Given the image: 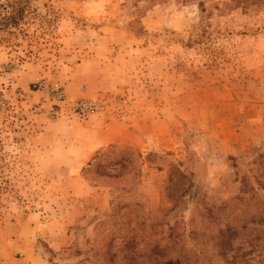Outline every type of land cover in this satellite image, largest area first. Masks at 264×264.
<instances>
[{"label":"rangeland","instance_id":"obj_1","mask_svg":"<svg viewBox=\"0 0 264 264\" xmlns=\"http://www.w3.org/2000/svg\"><path fill=\"white\" fill-rule=\"evenodd\" d=\"M232 1L0 0V233L5 238L26 237L30 228L47 264H127L125 239L133 236L135 252L146 254L151 241L165 238L167 226L176 224L186 239L193 232L196 253L214 259L217 230L209 224V210L217 227L235 228L230 255L238 253V264H264V224H248L255 211L251 198L264 208V144L223 158L208 133L223 113L235 114L239 122L248 112L255 120V105L262 103L264 0ZM11 15L14 21H1ZM127 37L134 49L125 52L123 69L119 55L114 58L115 70L125 72L119 80L123 90L103 95L107 100L92 99L107 102L102 113H115L129 104L127 98L140 96L152 106L155 131L165 128L170 142L161 154L147 156L159 172L146 171L139 152L137 182L111 183L107 207L88 205L73 222L64 217L69 200L60 195L69 181L38 174L33 116L43 113L55 122L50 113L58 89L67 103L57 120L65 109L67 118H75L74 102L92 99L70 100L64 87L69 71L87 55L108 59ZM96 40L100 48L89 50L86 45ZM217 87L235 101L214 103ZM80 90L86 92L87 84ZM181 102L189 105L187 117L181 116ZM163 115L171 122L160 123ZM103 152L83 170L86 182L103 164ZM116 171L105 168L110 176ZM152 181L156 189L149 187ZM47 227L65 240L56 252L46 242L54 240L46 236ZM15 258V264H32L23 253Z\"/></svg>","mask_w":264,"mask_h":264},{"label":"crops","instance_id":"obj_2","mask_svg":"<svg viewBox=\"0 0 264 264\" xmlns=\"http://www.w3.org/2000/svg\"><path fill=\"white\" fill-rule=\"evenodd\" d=\"M98 37L100 39L99 34ZM131 39L125 38V43L117 50H110L108 59L91 54L74 65L64 86L71 101L80 97L103 99V95H117L123 90L121 88L124 86L119 85V80L125 73L122 70L124 66L122 63L124 64L125 57L128 56L125 52L134 49ZM99 41H90L86 47L92 51L98 50ZM116 57L121 59L120 72L114 68L117 64L114 59ZM83 83L87 84L86 92L80 90V84ZM218 89L219 87L213 88L216 97L213 101L218 106L224 102L235 101L227 97L226 90L220 92ZM129 93L130 90H127L128 95ZM260 97L262 103L256 104L253 110L252 117L255 120L251 119L248 112L242 113L239 122H235V114L223 113L217 118L218 125L208 130L209 137L215 140L219 157L237 155L249 146L264 144V90L261 91ZM127 103L129 104L126 106L120 105V110L115 113H101L86 120L67 118L68 109H65L63 116L55 122L48 121L47 115L43 113L33 116L37 131L32 142L38 174L47 180L69 181L66 187L61 189L60 194L69 200L68 208L63 211L66 219L74 222L81 218L88 205L100 210L107 207L111 195L110 188L92 186L82 175L84 169H89L93 165L95 156L100 152L112 146L137 150L144 160L143 168L151 175L154 171L159 172L157 167L148 162L147 156L150 153H162L161 150L168 146L165 143L170 142L167 139L170 132L165 131V128L155 131L152 106L141 102L140 96L127 98ZM188 108L186 102L179 103L182 117H187ZM158 121L171 122L167 115H163ZM211 172H214V167ZM154 186L156 189V184L152 181L149 187ZM28 230L26 237L19 239L5 238L3 233H0V264H15L18 253H23L32 264H47L42 261L43 252L33 243L37 234L33 232L32 235L31 229ZM46 230V236L54 239L46 241L49 249L53 252L58 251L65 244V240L58 239L61 235L49 232L48 227Z\"/></svg>","mask_w":264,"mask_h":264},{"label":"trees","instance_id":"obj_3","mask_svg":"<svg viewBox=\"0 0 264 264\" xmlns=\"http://www.w3.org/2000/svg\"><path fill=\"white\" fill-rule=\"evenodd\" d=\"M240 1L241 0H233L232 2L237 5ZM251 2L255 3L256 1ZM6 20L14 21L15 15H11L9 18H3L1 21L5 22ZM101 158L104 161L103 164L95 166L94 171L91 173V177H87V181L91 185L109 187L111 183L114 182L113 184L131 186L133 185V181L137 182L140 176V171L137 166L139 151L131 148H117L112 146L109 148V151H105L101 154ZM106 167L117 168V173L111 176L105 174ZM251 200L253 201L251 210L255 211L250 215L248 224L262 225L264 224V208H262L253 197ZM256 205H258L260 209H255ZM224 209L225 208H223V210ZM207 213L208 218L211 220L209 224L214 225V229L217 230V235H215L216 242L212 245L211 251V253L215 254L214 259L205 257L202 252L196 253L194 251L193 232L189 233V238H187V240L184 235L185 231L183 229L179 231V225L176 224L167 226L165 238L153 239L151 241L149 244V251L146 253L148 255L147 259H142V257L144 258L147 256L144 249L141 250V253L140 251L135 252V238L133 236L128 237L124 242L127 255L125 254L123 259L127 261V264H238V253L235 252L234 255H230L234 251L233 241L238 237L235 228L228 225V223H223L222 227H217V225L214 224L217 221L216 216H212L209 210ZM244 227L245 226H242L241 228ZM160 232L161 231L158 233ZM165 239L166 241L164 242ZM196 245L197 244H195V246ZM208 245H210V243L204 244L205 247ZM241 259H245V255H242ZM212 260H214V262Z\"/></svg>","mask_w":264,"mask_h":264},{"label":"built area","instance_id":"obj_4","mask_svg":"<svg viewBox=\"0 0 264 264\" xmlns=\"http://www.w3.org/2000/svg\"><path fill=\"white\" fill-rule=\"evenodd\" d=\"M53 100L56 101L54 110L50 113V119L56 121L59 117V109L67 103L65 95L58 89L52 93ZM105 100L92 99L74 102L72 105V115L75 119L86 120L94 115L105 112L107 109Z\"/></svg>","mask_w":264,"mask_h":264}]
</instances>
